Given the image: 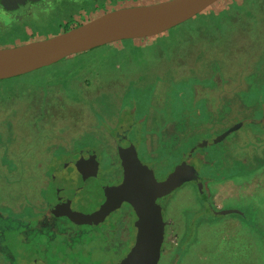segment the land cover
I'll list each match as a JSON object with an SVG mask.
<instances>
[{
  "label": "rangeland",
  "instance_id": "obj_1",
  "mask_svg": "<svg viewBox=\"0 0 264 264\" xmlns=\"http://www.w3.org/2000/svg\"><path fill=\"white\" fill-rule=\"evenodd\" d=\"M160 1L0 0V48ZM235 3L246 4L243 12ZM222 15V24L213 20ZM174 120L184 128L175 151L162 136L174 131ZM120 124L129 129L127 164L146 167L156 180L172 170L173 181L195 165L210 180L202 193L194 182L181 186L190 181L186 176L162 200L166 234L158 264H264V130H257L264 128V0H219L160 35L114 42L0 80V213H24L28 220L39 214L19 236L18 251L26 254L17 264H26L35 248L49 264H117L128 253L117 252L133 241L128 219L104 233L109 224H79L67 213L82 219L101 212L108 192L86 189L83 180L97 171L96 161L117 167L109 137ZM220 141L229 150L228 157L222 153L226 161L219 158ZM52 173L51 211L45 196ZM213 207L235 212L216 220ZM7 238L12 243L13 235L0 228V248L12 256L17 250Z\"/></svg>",
  "mask_w": 264,
  "mask_h": 264
},
{
  "label": "water",
  "instance_id": "obj_2",
  "mask_svg": "<svg viewBox=\"0 0 264 264\" xmlns=\"http://www.w3.org/2000/svg\"><path fill=\"white\" fill-rule=\"evenodd\" d=\"M218 1L165 0L151 4L121 7L107 11L53 36L17 46L0 48V80L26 75L54 65L73 54L114 42L160 35L201 14ZM130 165L132 168L136 166L135 171L141 172L140 178H133L137 181L135 186L133 181H129L130 178L127 180V187L130 186L131 189L129 193L134 191L133 199L127 197V201L132 204L138 216L135 222L137 234L135 243L117 264H158L163 246L165 222L161 207L157 204L156 199L164 195L165 188L168 192H172L175 189V184L169 180L157 182L146 167L139 165L138 169L134 162H131ZM191 168L192 175L188 180L198 178L201 185L203 178L199 170L194 166ZM177 174L182 179V181L178 180L181 184L189 173L177 172ZM123 186H121L122 189L119 187L115 192L122 193ZM109 206L110 204L107 205V207ZM105 207L104 205L101 208V216L106 211ZM67 212L79 224L90 223L94 217V214H91L77 219L72 213ZM27 264L48 263L37 258Z\"/></svg>",
  "mask_w": 264,
  "mask_h": 264
},
{
  "label": "flooded vegetation",
  "instance_id": "obj_3",
  "mask_svg": "<svg viewBox=\"0 0 264 264\" xmlns=\"http://www.w3.org/2000/svg\"><path fill=\"white\" fill-rule=\"evenodd\" d=\"M119 127H120V129L117 130L116 133H114V134L112 133L109 137L111 140L110 142H112V144L114 146H116L115 153H112L111 157L113 155L115 157V155H116L115 163H116L117 167H115L114 169L112 168V170L107 169V168L105 169V167H103L100 162L98 163V161H96L94 164V168L97 171L94 170L92 172H88V176H85V179L83 180L84 186L86 185L85 186L86 189H88V188L91 189L92 187H95V186L96 187L101 186L105 190L106 193L108 192L106 194V196L103 198L101 205H100V208L102 206L104 207V205L106 206L105 207L106 211H105L104 215L101 216L100 212L98 210L89 214V215L94 214V217L92 218V222H93V220H96L102 224L103 223L109 224L108 228L101 229V232L103 231L105 233V231H107V229H110V227L111 228L115 227L116 224H118L121 220L124 221L126 219V223H127V219H128L129 234H130V236H132L133 241L130 242L131 243L130 245L127 242L123 243V246L120 248L119 251L114 249V253H116V251L120 252L121 250L125 251V250H127V248H128V250H130L131 247L133 246V244L135 243L136 234H137V227L135 225V222L138 219V216H137V213H136L134 207L132 206V204L129 201H127V197H129V198L132 197V199H133V193H134V191H132V193H129V190H131V189H130V186L127 187V180L130 178L129 181L130 180L133 181L132 183H134V186H135V183L137 181H135L134 179H138L141 176L140 175L141 172L135 171V167H136L135 165H133L135 167L132 168L130 164H127V149H125L124 147H125L127 140H128L127 137H128L129 133L127 131L129 129H127V125H124V124H120ZM110 142H109V144H110ZM136 151H137V149H136ZM130 153L133 154L132 152H130ZM130 153H128V154H130ZM123 154L125 157H123ZM156 163L154 162V164H156ZM138 166L139 165H137V168H138ZM195 168H196V166H195ZM191 172H192V168H191L190 173L188 174V178H190V176L192 175ZM169 173L174 174L172 172V170L169 172H163V174H159L157 177L158 178L157 182H163V181L169 180V182L172 181V183L175 184V187L179 186L180 185L179 181L178 180L173 181L171 178V174L168 175ZM56 175H54L53 173L51 175H48L49 178L51 179L53 185H52V188H51L49 194L47 196H45L46 197L45 200H47V202L49 203L48 206L51 207V211L53 210V207L55 206L53 204V201H52L53 200V197H52V191L53 190L52 189L54 186H56V183H57L56 182L57 181ZM100 177H104L107 182H103L102 178H100ZM154 178H155V176H154ZM202 178H201L202 179L201 185L199 184L198 178L197 179L194 178L193 180H190L188 182L187 181L183 182V184H181V186H183L187 183L194 182V183H196V185L199 187V189L203 193L204 191H208L210 180H207L205 177H202ZM180 180L182 181V179H180ZM124 184H125V186H123ZM121 186L124 187L123 192L122 193L115 192V190ZM121 189H122V187H121ZM175 190H173L172 192H168L167 188H165L163 190L164 195H161L160 197H158L156 199L157 204L161 207L162 214L164 217L165 234H166V221H165V216H164L165 211H164V206L161 204V202H162V200L168 199L174 193ZM208 195H210V193ZM203 197L206 199V197L204 195H203ZM205 201H207V200H205ZM109 204H110V206L107 207V205H109ZM210 210H214V212L217 211L216 208H214V209L211 208ZM38 215L34 214L31 217V220ZM110 221H112V222H110ZM80 224H82V223H80ZM102 224H99V225H102ZM130 236H129L128 240H130ZM103 238L105 239V240H103V243H105V245H106V237L103 236ZM39 253H40L39 249L35 248L33 251H31L29 253V255L27 257L24 256V261L26 262V264L32 260L37 259V258L43 259Z\"/></svg>",
  "mask_w": 264,
  "mask_h": 264
},
{
  "label": "trees",
  "instance_id": "obj_4",
  "mask_svg": "<svg viewBox=\"0 0 264 264\" xmlns=\"http://www.w3.org/2000/svg\"><path fill=\"white\" fill-rule=\"evenodd\" d=\"M236 5H235V7H236V10H237V13L238 12H243V9H244V6L246 5L245 3H243L242 5L241 4H238V3H235ZM225 12H227V10H224L223 11V14H225ZM200 15V14H199ZM214 18V17H213ZM219 18H220V20H219ZM223 18H224V15H222V16H219V17H215L213 20H218L219 21V23L220 24H222V22H220L221 20H223ZM112 44V43H111ZM108 45H110V44H108ZM105 46V45H104ZM30 74V73H29ZM29 74H27V75H29ZM20 77V76H19ZM12 79H14V78H12ZM257 94V93H256ZM258 95H260V94H258ZM257 123V125L258 126H260V122H256ZM257 130H259V131H263L264 130V128H259V129H257ZM260 160V159H259ZM9 164H13V162L12 161H10L9 162ZM245 171V170H244ZM248 207V206H247ZM211 211V210H210ZM235 211H226V210H220V211H213L212 212V217H213V219H217V218H219L220 216H223V215H227V214H229V213H234ZM29 216V215H28ZM26 214H24L23 213V215H15V214H6V213H0V228L2 229H6L7 230V232L9 233V236L10 235H13V240H12V243L10 242V240L11 239H8V241H9V244H10V246L12 247V250H13V248H16V250L17 251H14L15 252V254H13L12 256H11V251H10V253L8 254V255H6V254H4V249L3 248H0V254H1V256H3L4 257V259H6L10 264H17L18 262H19V258H17V256L19 255V256H21L22 254H24L25 252H22V251H18V250H20V246H18L17 245V241H19V236H20V238H21V235H22V233L24 232V226L25 225H31V220H28V219H30L29 217H28ZM28 222H30L29 224H28ZM250 223H252L253 221H249ZM259 222L260 221H258V224H256V225H259ZM256 223H257V221H256ZM261 230L263 231V233H261V234H264V228H261ZM12 231V232H11ZM31 231H33V229L32 230H30V232ZM27 233V232H26ZM23 240V239H22ZM27 240L28 239H26V240H24L25 242H27ZM11 244H13V246L11 245ZM27 245H28V247H32L31 245H29L28 244V242H27ZM37 246H39V244L37 243ZM10 247V248H11ZM17 254V255H16ZM16 255V256H15ZM23 257V256H22ZM20 263V262H19Z\"/></svg>",
  "mask_w": 264,
  "mask_h": 264
},
{
  "label": "crops",
  "instance_id": "obj_5",
  "mask_svg": "<svg viewBox=\"0 0 264 264\" xmlns=\"http://www.w3.org/2000/svg\"><path fill=\"white\" fill-rule=\"evenodd\" d=\"M184 118V119H183ZM182 118V120H185L187 117H183ZM163 120H167V119H163ZM175 121V120H174ZM182 121H180L179 123H181ZM176 123H178L177 121H175V122H173V130L174 131H172L169 135H165V134H163L162 133V136H163V138H165L164 139V142H163V145H166L165 146V148L167 147V143H169L168 144V146L169 147H171V143L173 142V144H174V151H175V149H177V148H180V146H181V144L182 143H184V141H181V138L179 137V135H181L182 133H180V131H184V128L181 130L180 129V126L179 125H176ZM174 126H176V127H174ZM182 127V126H181ZM253 130H255L253 127H251ZM157 129V128H156ZM189 129V128H188ZM158 130V129H157ZM159 131V130H158ZM240 131V130H239ZM243 131V130H242ZM242 131H240L239 133L240 134H242ZM226 139V138H225ZM220 145H223L224 147H223V151L219 154V158L220 159H222L223 161L225 160L226 161V158H223V156H222V153H224L225 154V156L226 157H228L229 155H228V147L222 142V141H220V143H219ZM168 148V147H167ZM169 150V149H168ZM166 151H167V149H166ZM170 152V151H169ZM168 153V152H167ZM169 154V153H168ZM2 158H4V157H2ZM7 159H9V158H6V159H3L4 161L5 160H7ZM257 160H259V158H256ZM239 160H241L242 162H243V159H239ZM237 162V161H236ZM244 163V162H243ZM31 205V202H30V199L29 200H27L26 201V204L27 205H29V204ZM245 207H247V206H245ZM228 218H230V217H225V216H223V217H220V218H218V219H216V220H222V219H228ZM241 225H243L244 224V222H242V223H240ZM250 226H251V231L253 230V226L251 225V224H249ZM252 237H253V233H252V235H251ZM255 236V235H254ZM0 264H10L6 259H4V257L3 256H1V254H0Z\"/></svg>",
  "mask_w": 264,
  "mask_h": 264
}]
</instances>
